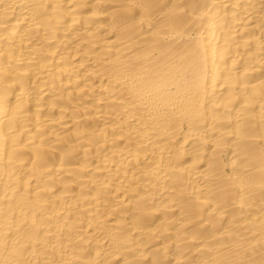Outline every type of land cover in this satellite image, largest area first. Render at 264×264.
I'll list each match as a JSON object with an SVG mask.
<instances>
[{
	"label": "bare ground",
	"instance_id": "1",
	"mask_svg": "<svg viewBox=\"0 0 264 264\" xmlns=\"http://www.w3.org/2000/svg\"><path fill=\"white\" fill-rule=\"evenodd\" d=\"M0 264H264V0H0Z\"/></svg>",
	"mask_w": 264,
	"mask_h": 264
}]
</instances>
